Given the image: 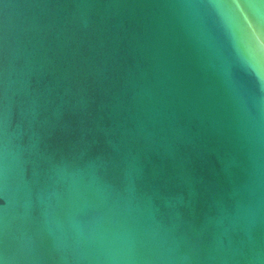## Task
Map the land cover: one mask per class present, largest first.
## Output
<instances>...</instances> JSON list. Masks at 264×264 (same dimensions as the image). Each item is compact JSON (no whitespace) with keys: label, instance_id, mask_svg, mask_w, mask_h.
I'll list each match as a JSON object with an SVG mask.
<instances>
[{"label":"water","instance_id":"obj_1","mask_svg":"<svg viewBox=\"0 0 264 264\" xmlns=\"http://www.w3.org/2000/svg\"><path fill=\"white\" fill-rule=\"evenodd\" d=\"M0 264H264V0H0Z\"/></svg>","mask_w":264,"mask_h":264}]
</instances>
